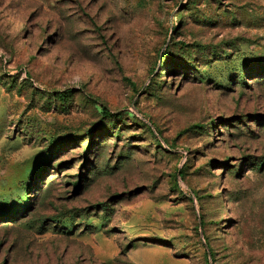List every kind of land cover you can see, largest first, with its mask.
Segmentation results:
<instances>
[{
	"label": "rangeland",
	"instance_id": "1",
	"mask_svg": "<svg viewBox=\"0 0 264 264\" xmlns=\"http://www.w3.org/2000/svg\"><path fill=\"white\" fill-rule=\"evenodd\" d=\"M0 264H264V0H0Z\"/></svg>",
	"mask_w": 264,
	"mask_h": 264
},
{
	"label": "trees",
	"instance_id": "2",
	"mask_svg": "<svg viewBox=\"0 0 264 264\" xmlns=\"http://www.w3.org/2000/svg\"><path fill=\"white\" fill-rule=\"evenodd\" d=\"M103 113H104L105 116H109L110 115V112L107 109H105ZM179 173H183V171L179 170Z\"/></svg>",
	"mask_w": 264,
	"mask_h": 264
}]
</instances>
